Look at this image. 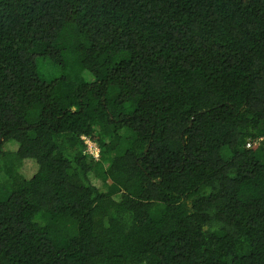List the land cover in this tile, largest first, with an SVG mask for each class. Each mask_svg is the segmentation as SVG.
Segmentation results:
<instances>
[{
	"label": "trees",
	"instance_id": "trees-1",
	"mask_svg": "<svg viewBox=\"0 0 264 264\" xmlns=\"http://www.w3.org/2000/svg\"><path fill=\"white\" fill-rule=\"evenodd\" d=\"M0 264H264V0H0Z\"/></svg>",
	"mask_w": 264,
	"mask_h": 264
},
{
	"label": "rangeland",
	"instance_id": "rangeland-1",
	"mask_svg": "<svg viewBox=\"0 0 264 264\" xmlns=\"http://www.w3.org/2000/svg\"><path fill=\"white\" fill-rule=\"evenodd\" d=\"M39 73L41 75L42 78L46 79V80H52L54 77L59 75V71L57 69H55L51 63L46 60V59H39ZM90 150V152H89ZM86 152L91 153H99V149L96 147L95 143H91L89 145V147L87 146V148L85 149ZM34 169L32 165H27L24 170H23V174L26 177H31L33 175Z\"/></svg>",
	"mask_w": 264,
	"mask_h": 264
},
{
	"label": "built area",
	"instance_id": "built-area-1",
	"mask_svg": "<svg viewBox=\"0 0 264 264\" xmlns=\"http://www.w3.org/2000/svg\"><path fill=\"white\" fill-rule=\"evenodd\" d=\"M82 139L84 140V143L86 144V147H87V146L89 147V145H90L91 143H93V142H91V141H90L88 138H86V137H83ZM254 144H255L254 142L249 141L248 144H247V148H251ZM96 147H97V145H96ZM97 148H98V147H97ZM98 149H99V148H98ZM89 152H90V150H89ZM99 153H100V150H99ZM99 153H98V154H96V153H91V155L94 156L95 158H98V157H99Z\"/></svg>",
	"mask_w": 264,
	"mask_h": 264
}]
</instances>
